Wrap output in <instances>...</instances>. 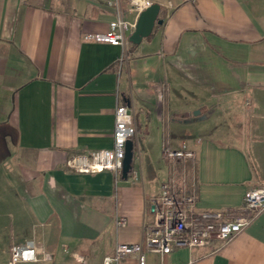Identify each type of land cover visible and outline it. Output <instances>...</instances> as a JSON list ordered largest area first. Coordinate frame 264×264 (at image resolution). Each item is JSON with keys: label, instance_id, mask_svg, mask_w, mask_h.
<instances>
[{"label": "crops", "instance_id": "1", "mask_svg": "<svg viewBox=\"0 0 264 264\" xmlns=\"http://www.w3.org/2000/svg\"><path fill=\"white\" fill-rule=\"evenodd\" d=\"M152 1L162 22L119 68L121 47L91 37L113 18L103 0H0V264L27 238L50 253L41 264H102L142 240L166 180L211 210L264 186V0ZM117 90L136 126L132 171L68 169L112 147ZM183 141L194 159L163 155ZM143 250L146 264H264V209L228 240Z\"/></svg>", "mask_w": 264, "mask_h": 264}, {"label": "built area", "instance_id": "2", "mask_svg": "<svg viewBox=\"0 0 264 264\" xmlns=\"http://www.w3.org/2000/svg\"><path fill=\"white\" fill-rule=\"evenodd\" d=\"M113 8V18L107 28L91 34L96 41L108 42L121 47L119 68L129 46V34L134 29L135 21L126 16L123 0H103ZM129 11L138 13L149 6L152 0H128ZM114 110L113 145L110 148H98L86 153L69 155L65 159L68 169L80 172L110 170L115 178L122 173L125 145L136 134L132 111L121 92L117 90ZM163 155L170 160H192L194 151L183 141L178 148L165 145ZM150 220L143 226V238L138 242H116L111 253L105 254L102 264H122L132 254L136 255L137 264H146L147 250L159 254L167 253L176 247L201 246L214 238L225 241L240 232L251 219L264 209V186H255L245 191L242 204L232 210L199 209L196 206L194 192L178 189L173 180L163 181L157 193L152 197ZM117 226L126 223L123 215L115 217ZM50 253L38 256V248L33 238L23 241H11L6 264H41L49 259ZM85 264L83 258L80 259Z\"/></svg>", "mask_w": 264, "mask_h": 264}, {"label": "water", "instance_id": "3", "mask_svg": "<svg viewBox=\"0 0 264 264\" xmlns=\"http://www.w3.org/2000/svg\"><path fill=\"white\" fill-rule=\"evenodd\" d=\"M160 4L152 2L149 6L142 9L136 18L134 29L129 34V41L132 43H139L144 37L150 35L155 24L162 22V18L158 16ZM200 110H193V114H197ZM133 156V140L130 138L125 145V155L122 166V177H127L128 172L132 168Z\"/></svg>", "mask_w": 264, "mask_h": 264}, {"label": "trees", "instance_id": "4", "mask_svg": "<svg viewBox=\"0 0 264 264\" xmlns=\"http://www.w3.org/2000/svg\"><path fill=\"white\" fill-rule=\"evenodd\" d=\"M133 144L135 145V139L133 140ZM132 168H133V165H132ZM132 168H131V170L128 172V175H129L130 172L132 171Z\"/></svg>", "mask_w": 264, "mask_h": 264}, {"label": "rangeland", "instance_id": "5", "mask_svg": "<svg viewBox=\"0 0 264 264\" xmlns=\"http://www.w3.org/2000/svg\"><path fill=\"white\" fill-rule=\"evenodd\" d=\"M136 135V134H135Z\"/></svg>", "mask_w": 264, "mask_h": 264}]
</instances>
